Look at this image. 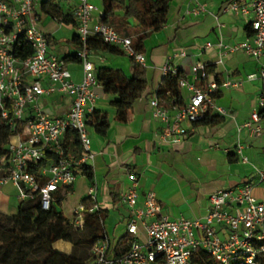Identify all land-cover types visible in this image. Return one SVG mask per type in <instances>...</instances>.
<instances>
[{
	"label": "built area",
	"instance_id": "2783aa9c",
	"mask_svg": "<svg viewBox=\"0 0 264 264\" xmlns=\"http://www.w3.org/2000/svg\"><path fill=\"white\" fill-rule=\"evenodd\" d=\"M76 23V35L82 43L76 52L82 65V78L71 80L66 62L48 52V40L38 26V15L34 0H0V115L9 125L11 135L6 144V153L0 157V187L11 184L20 200L38 197L42 209L48 210L54 202L55 193L71 186L82 173L83 165H90L94 153L90 149L87 114L94 108L98 98L95 89L99 86L90 50L85 46L87 37L99 36L104 42L119 47L127 56L142 66L145 54L136 52L131 37L118 32L108 23L102 22L103 11L93 0H68ZM223 11L237 16L251 15L250 34L240 42L225 43L221 37L215 43L206 42L205 48L215 46L221 64L228 54L242 51L255 60L264 56V0H250L240 4L236 0L227 2ZM94 12H98L92 23ZM23 39L31 49L26 58L14 55L15 45ZM182 51L180 55H184ZM206 64L197 63L192 72L196 80L207 78ZM164 74H177L169 64L163 67ZM247 81H264V65L257 73L248 74ZM243 81V80H242ZM242 81L226 78L218 84L214 78L205 85L178 78V85L188 93V100L180 107L159 105L153 92L149 106L160 123L157 132L162 144H178L191 131L183 122L194 125L207 112L218 116L228 115L226 108L219 106L211 94L220 89L237 87ZM71 97L68 109L62 116L47 114L41 106V98L50 95ZM264 109V92L256 98L249 120L237 126V132L247 129L250 135L258 136L264 131L259 110ZM22 127L19 128V125ZM68 129L78 133L81 153L77 158H64L63 140ZM238 141L236 153L242 163L247 157ZM46 162L38 174L27 171L29 163ZM130 185L120 194L121 203L128 209L125 233L128 247L114 253L107 236L96 240L86 264H191L196 250L204 251L212 264H256L264 255V199L252 193V185L221 188L208 196L207 213L199 218H170L162 213L155 192L145 193L138 204V177L129 174ZM259 182H264V172H259ZM89 207L78 204L69 220L70 226L82 229L85 212H96L98 206L93 188L88 190ZM142 227L144 239L140 240L138 228Z\"/></svg>",
	"mask_w": 264,
	"mask_h": 264
},
{
	"label": "crops",
	"instance_id": "0c3cea01",
	"mask_svg": "<svg viewBox=\"0 0 264 264\" xmlns=\"http://www.w3.org/2000/svg\"><path fill=\"white\" fill-rule=\"evenodd\" d=\"M42 1L34 0L38 26L48 40V52L60 58L75 54L79 47L75 40L74 19L64 22L50 17L41 11ZM229 1L173 0L170 3L166 22L144 41V67L149 86L135 101L128 122L114 121V110L110 105L112 97L103 94L100 86L95 89L98 98L93 108L106 111L111 124L105 136L98 135L89 127L90 149L94 153L90 164L93 179L89 181L83 173L79 174L65 195H79L78 205L89 196V188H93V202L102 211L103 229L114 253H121L128 247L125 224L129 213L121 203L120 194L130 185V173L138 177V204L142 203L145 193L152 190L162 206V213L170 218L204 216L208 210L209 194L221 188L250 184L254 196L259 200L264 199V182L258 180L259 172H264V131L258 136L250 135L247 129L237 132V126L249 120L257 96L264 92V81H247L245 78L258 72L264 65V56L255 60L237 51L225 56L221 64H214L218 59V49L215 46L205 48L206 42L215 43L218 37L225 43L240 42L248 37L246 27L251 15L237 16L223 11ZM236 1L247 4L250 0ZM93 3L103 11L101 0H93ZM53 4L64 12L71 11L68 0H53ZM97 16L98 12H94L92 23ZM182 51L184 55H180ZM88 58L94 68L111 66L130 75L127 55L112 56L106 51L90 50ZM197 63L214 64L216 73H221L225 79L243 80L242 84L222 88V97L214 99L228 111V115L220 117L218 123L192 125L183 122L187 129L192 128L188 135L178 144H162L157 138L160 123L153 116L149 99L162 80L166 64L181 70L187 80L200 84L191 69ZM66 68L72 81L81 80L80 61L66 62ZM211 78L214 77L209 76ZM181 92L185 103L189 93L185 89H181ZM70 101L69 96L54 94L42 97L40 104L47 114L62 116ZM262 122L264 124V118ZM238 141L243 146L242 153L247 157L245 164L236 153ZM229 153H232L231 157ZM7 185H10V190H15L16 195L12 200L11 195L0 188V211L5 214L15 211L11 207L14 203L18 207L20 201L17 189L11 184ZM86 201L89 203V197ZM57 210L68 220L71 219V211L66 216L62 210ZM140 234L144 236L141 226L138 228L139 238ZM56 242L59 243L57 247ZM53 247L66 254L72 249L71 243L64 240L55 241Z\"/></svg>",
	"mask_w": 264,
	"mask_h": 264
},
{
	"label": "trees",
	"instance_id": "16d2710c",
	"mask_svg": "<svg viewBox=\"0 0 264 264\" xmlns=\"http://www.w3.org/2000/svg\"><path fill=\"white\" fill-rule=\"evenodd\" d=\"M103 15L101 21L110 24L123 35L131 37L132 47L136 52L144 51V41L156 31H159L167 20L170 3L173 0H101ZM41 11L52 18L68 22L73 19L72 12H64L53 0H43L40 4ZM119 13V14H118ZM248 35L250 34L249 24ZM79 49L82 43L75 36ZM85 46L89 50L106 51L112 55H126L119 47L104 42L99 36H89ZM29 45L21 39L14 48V55L26 58L30 55ZM130 63V75H126L121 69L111 66H98L95 68L98 84L103 94L111 96L110 105L114 110L112 119L117 122H128L133 112L135 101L140 98L149 86L147 72L144 66L128 56ZM65 62L80 61L76 53L62 58ZM207 78L199 83L205 85L209 76H213L218 84L225 78L221 73L215 72L214 64H206ZM184 77L181 70L177 74L167 72L154 91L160 106L171 108L180 107L183 104V95L178 85V78ZM221 90V89H220ZM212 93L213 99L222 97L221 91ZM259 115L264 118V109L259 110ZM220 117L207 112L204 117L194 125H210L220 121ZM87 125L101 136H105L111 119L106 111L94 108L87 114ZM22 124L19 125V128ZM11 135L9 125L0 115V157L6 153V144ZM63 157L77 158L81 153L78 133L68 129L63 140ZM229 157L232 153L228 154ZM46 162L29 163L27 171L38 174ZM82 173L91 181L93 170L90 165L82 166ZM69 187V186H68ZM55 193L54 202L48 210L40 207L38 197L34 199L20 200L18 213L26 216L27 225L17 227L15 224L0 222V264H86L90 259V247L101 238L105 237L103 229L104 216L101 210L85 212L84 226L75 229L69 224V220L57 210L56 203L60 204L67 188ZM88 198V197H87ZM86 198V199H87ZM86 199L82 201L89 207ZM0 215L5 213L0 211ZM13 218V216H11ZM126 239V236L124 237ZM57 240L68 241L72 245L71 252L66 254L53 247ZM191 264H212L210 257L202 250H196L191 258ZM256 264H264V255Z\"/></svg>",
	"mask_w": 264,
	"mask_h": 264
},
{
	"label": "rangeland",
	"instance_id": "374dc122",
	"mask_svg": "<svg viewBox=\"0 0 264 264\" xmlns=\"http://www.w3.org/2000/svg\"><path fill=\"white\" fill-rule=\"evenodd\" d=\"M112 56H116V55H112ZM117 56H123V55H117ZM258 82H260V80H257ZM10 185H5V186H1L0 188L5 191L6 193H8L9 195H11V199H15L14 196L16 195L15 190L9 189ZM80 196L78 195L77 197H74L73 195H71V193H68L67 195H65V197H63L62 201H61V205L56 203V206L58 209L62 210L63 213L68 216L70 214V211L73 212V209L77 206L78 203V198ZM11 207V206H10ZM12 209H14L15 211L7 213L5 215H0V222L3 223H7V224H15V226L17 227H23L27 225V218L26 216H22L18 213L17 208V204L14 203L13 206L11 207ZM13 216V218L11 217ZM141 231V229H140ZM3 239V237L0 235V242ZM144 236L142 234H140V240H143ZM56 247L58 246V242L55 243ZM1 250V249H0ZM91 251V247L89 252ZM1 252V251H0Z\"/></svg>",
	"mask_w": 264,
	"mask_h": 264
}]
</instances>
